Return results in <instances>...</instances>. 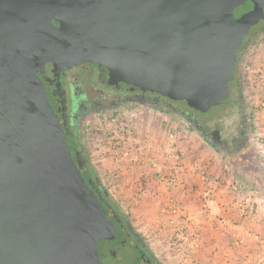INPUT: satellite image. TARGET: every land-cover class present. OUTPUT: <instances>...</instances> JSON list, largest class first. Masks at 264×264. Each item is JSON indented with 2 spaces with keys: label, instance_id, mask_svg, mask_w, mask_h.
<instances>
[{
  "label": "rangeland",
  "instance_id": "1",
  "mask_svg": "<svg viewBox=\"0 0 264 264\" xmlns=\"http://www.w3.org/2000/svg\"><path fill=\"white\" fill-rule=\"evenodd\" d=\"M87 2L73 1V20L64 27L75 34L80 33L75 32L80 27L90 30L86 12L77 9ZM208 2L216 9L213 16L220 38L217 60L225 62L218 74L223 81L235 74L239 88L230 127L233 132L221 137L218 132L205 133L181 112L201 109L202 101L209 105L217 88L201 89V80L175 86L139 79L128 82L127 88L100 64L97 72L94 65L84 74L75 63L95 61L97 43L82 37L88 43V59H81L84 48L81 53L64 55L60 62L65 51L77 50L83 44L65 40L59 33L60 21L49 19L53 11L47 12L39 25V38H49V51L42 55L40 65L35 67L34 62V70L39 66L45 81H52L55 97H64L69 87L66 82L78 78L90 79L95 93H100L104 84L112 93L136 88L157 97L151 102L119 98L108 107H99L93 116L75 118L77 143L82 154L93 159L89 166H83L86 170L78 168L84 177L92 171L91 183L97 181V189L105 192L128 222L126 227L101 202L117 230L116 239H101L97 244L101 264H203L196 258L201 251L196 227L206 221L242 224L262 242L253 245L252 252L261 254V263L256 262L264 264V0ZM33 12L36 14L35 8ZM74 20L80 22L79 27L72 26ZM211 66L210 75L213 62ZM61 67L67 71L63 77ZM41 83L49 95L52 90ZM89 189L100 199L101 193ZM205 192L210 194L208 199L203 198ZM216 198L217 215L210 212V203ZM209 249L213 248L207 252Z\"/></svg>",
  "mask_w": 264,
  "mask_h": 264
},
{
  "label": "water",
  "instance_id": "2",
  "mask_svg": "<svg viewBox=\"0 0 264 264\" xmlns=\"http://www.w3.org/2000/svg\"><path fill=\"white\" fill-rule=\"evenodd\" d=\"M0 0V264H101L116 230L73 162L29 55L32 7ZM210 1V0H209ZM122 81L185 85L205 75L218 38L208 0H90Z\"/></svg>",
  "mask_w": 264,
  "mask_h": 264
},
{
  "label": "flooded vegetation",
  "instance_id": "3",
  "mask_svg": "<svg viewBox=\"0 0 264 264\" xmlns=\"http://www.w3.org/2000/svg\"><path fill=\"white\" fill-rule=\"evenodd\" d=\"M73 1L74 0H41L32 7L31 13H30V22H29V35L32 36L34 39V46L31 47L30 49L29 58H30L33 69H34V62H35V67L37 65H40V59L42 55L47 53V51H49L48 49V44H49L48 39L49 38H39L40 34L42 33L41 29L39 28V25H41V22L43 21V18L45 17L46 13L53 11V14L49 17V19H52L54 17L56 21H60L59 23H61L60 24L61 28L59 29V33L64 34L65 40L69 39L68 40L69 43H71V41H75V43L80 42L81 44H83L81 48L77 50L65 51L64 54H62L59 57L60 62H63V60L65 59L64 55L73 54L76 52L81 53V51L84 50V48L85 50L82 51L83 56L81 57V59L82 60L83 58L88 59V56H85L89 53L88 43L83 40L82 37H84L85 39L93 40L95 43H97L96 44L97 51L99 52L95 56V61L90 59L91 61L88 60L87 64H83V65L81 64V61L77 62V65L75 63V66H77L78 69H81L84 74L87 71V69H89L91 72L93 70L91 67H93L94 65L96 66L95 71L97 72L98 67H99L97 65L100 64L101 67L109 71L116 78L117 81H119L120 83L126 84L127 88H128V85H127L128 82L134 81V79L149 80V81L157 80L151 77H148L149 79L148 78H133L132 80H129V81L119 80L111 72V70L106 64V58L111 52L112 47H113L112 40L110 39L109 36L96 32L92 28L91 23L87 20L90 0H87L88 2L84 4L82 7L77 8L78 10L82 9L84 10V12H86L85 21L89 25L90 30L80 27L81 28L80 31L75 30L76 33L77 32H80V33L75 34L72 32V30L70 31L69 29L64 27V25L67 22L71 23L73 20V17L71 16V10L73 11L75 9V7H73ZM253 1L254 0H251V2ZM255 1H261V0H255ZM212 3L213 2H211V4ZM34 8L36 9V14H34L33 12ZM211 9H212V15H213V12L216 11L215 6H213V8ZM263 19H264V15H263ZM213 20H214V16H213ZM79 23L80 22L78 20H74V23L72 24V26L75 27L77 25L79 27ZM56 27H57L56 29H58L57 25ZM215 31H216V27H215ZM52 32L54 33L53 30ZM47 36L51 37V33H49ZM72 36L75 37L74 40L72 39ZM217 38H218V44L214 49L215 54H214V57L205 75L201 78L190 80L185 85H182V86H187L188 83H193L198 80L199 81L201 80L203 81V85L202 87H200L201 89L204 88L205 86L208 88L210 86L211 90H213V88H217V92L211 95L209 105L206 104V102L204 103V101H202V102H199V106L201 107V109H197L194 111H190L189 109L187 110L184 109L181 112L186 117H188L189 120L197 124L205 133L214 134L218 132L219 137H221L223 135H226V136L230 135L229 133L233 132L231 130L232 128L230 127H231V123L234 120L233 112L234 110H236L239 88H238V83H237V77L235 74L234 75L229 74L225 81H223L222 77L218 74V72L223 67V65H225L224 64L225 62L221 60H217V51L220 45V38L218 37V34H217ZM38 45H39V48H37ZM71 61H73L74 63V60H71ZM212 62H213V68L214 66L215 68L213 69L210 75V72L208 71H210V67H212L211 66ZM38 67L35 68V70L37 69L36 70L37 72L35 74L37 78L39 79L40 83L41 81L45 82L46 85L49 86V88L52 90L51 93L47 95L46 94L47 89L46 87H44V84L41 83L46 100L58 120V123L65 136L70 156L73 162L75 163V165H77V168L78 166L79 167L81 166L82 168L83 166H89L90 163L93 161V159L86 158L82 154L81 148L79 147L77 143L76 136L74 133L75 123H76L75 118H80L82 116H85V117L93 116L100 109L99 107L104 106V105L108 107V104L111 103L112 101L119 99V98L123 99V98H126L127 96L131 100L139 101V99L143 100L145 98L146 101H149V102H151L154 98L155 99L157 98L155 94H152V92H148V93L139 92V91H136V88L135 90L131 92L125 90V91H119V92L112 93V92H109L110 90L106 88L104 84H101L102 91L100 93H95L91 81H88L90 79H85V78H78L77 80L73 81V83L66 82L69 85V87L67 88V92H65V96L55 97L54 94L56 93V90L52 85V81L50 83H47V81H45L42 75L41 69ZM60 72H61L62 77L64 75H67V71H65V68L63 67H61ZM58 73H59V69H58ZM88 73L86 72V74ZM95 82H97L96 78H95ZM204 99L206 101L208 100V98L206 97H204ZM83 169L86 170V168H83ZM79 172L81 176L83 177L85 184L88 182L89 188L91 187L94 188L100 194V191L97 189V185H95L96 181L94 180V184L91 183L90 181V179H93L92 171L89 170L88 171L89 173L88 174L86 173V176H85L86 178L83 176L80 169H79ZM88 184H86L87 187H88ZM99 198L100 199L96 198L99 204L101 205L103 203L104 206L107 207L108 209L110 207V205L108 204V201L105 200L101 194Z\"/></svg>",
  "mask_w": 264,
  "mask_h": 264
},
{
  "label": "crops",
  "instance_id": "4",
  "mask_svg": "<svg viewBox=\"0 0 264 264\" xmlns=\"http://www.w3.org/2000/svg\"><path fill=\"white\" fill-rule=\"evenodd\" d=\"M191 197L195 198L194 195ZM216 202H219L218 198L210 203L212 208L210 212H214L215 215L218 214ZM202 224L196 227V235L199 236L201 244V251L196 258L203 264L212 262L213 264H257L258 260L261 263V254L253 253L252 248L253 245H261L262 242L254 239L242 224L223 222L213 225L209 221ZM209 247L213 249L207 252Z\"/></svg>",
  "mask_w": 264,
  "mask_h": 264
},
{
  "label": "trees",
  "instance_id": "5",
  "mask_svg": "<svg viewBox=\"0 0 264 264\" xmlns=\"http://www.w3.org/2000/svg\"><path fill=\"white\" fill-rule=\"evenodd\" d=\"M227 138L225 137L224 138V141L226 140ZM95 178V177H94ZM95 180V179H94ZM96 181V180H95ZM97 182V181H96ZM100 193H101V195H102V197L105 199V200H107L108 201V204L110 205V209L112 210V212L113 213H115V215L113 214V216L115 217H119L120 219H119V221L121 220L122 221V223H124L125 224V226L126 227H128V222H127V220H126V218H124V217H122V214H119V210L117 209V207H116V205L112 202V201H110V198L105 194V192H103L102 190H100ZM111 223V222H110ZM115 228V227H114ZM116 230V229H115ZM117 238V230H116V234H115V236L112 238V239H116ZM150 255V254H149ZM151 256V255H150Z\"/></svg>",
  "mask_w": 264,
  "mask_h": 264
},
{
  "label": "built area",
  "instance_id": "6",
  "mask_svg": "<svg viewBox=\"0 0 264 264\" xmlns=\"http://www.w3.org/2000/svg\"><path fill=\"white\" fill-rule=\"evenodd\" d=\"M210 197V194L208 192L203 193V198L208 199Z\"/></svg>",
  "mask_w": 264,
  "mask_h": 264
}]
</instances>
